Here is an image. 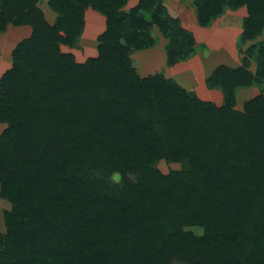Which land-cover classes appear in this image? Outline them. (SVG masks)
<instances>
[{
    "label": "trees",
    "instance_id": "trees-1",
    "mask_svg": "<svg viewBox=\"0 0 264 264\" xmlns=\"http://www.w3.org/2000/svg\"><path fill=\"white\" fill-rule=\"evenodd\" d=\"M39 1L0 0V32L31 27L0 75V264H264V93L234 108L238 88L264 86V39L204 77L217 105L136 70L153 26L168 66L197 49L164 0H47L52 23ZM192 5L199 26L245 6L239 41L264 33V0ZM87 8L105 28L77 61L61 45L80 46Z\"/></svg>",
    "mask_w": 264,
    "mask_h": 264
},
{
    "label": "rangeland",
    "instance_id": "rangeland-1",
    "mask_svg": "<svg viewBox=\"0 0 264 264\" xmlns=\"http://www.w3.org/2000/svg\"><path fill=\"white\" fill-rule=\"evenodd\" d=\"M192 1L193 0H164L169 13H171L172 15H174L175 13V16H177L176 14H178L180 16V19H182L187 24V28L189 30H192L191 32L195 37L197 48L192 56H190L186 60L176 63L178 64V66L176 67L168 66L166 64V56L163 49L164 45L167 42V39L161 36L156 26H153L152 33L154 37H156L157 43L155 46H153L152 50H150V55L148 56V53L142 52L145 51V49H140L133 52L131 57L138 73L141 72V67L143 66L145 70L150 69V71H148L149 74L154 72H161L165 77H170L184 88L191 90L194 93L196 91V93L198 92L201 94L204 89H209L205 86L203 80L204 77L209 73V70L222 63L232 67L240 65V59L243 57L246 48L252 42L259 39H264V33L259 35L255 40L240 42L239 35L241 31H236V28L241 27L239 11H230L227 14H224L222 16V19L218 22L219 24H217L218 26L212 27L211 30H203V28L196 26L197 24L196 20L194 19L195 13ZM39 3L41 8L46 9L47 15L50 13L54 15L53 11L48 8L45 0H40ZM129 6L132 5L127 4V7ZM223 13H225V11ZM86 20V33H84L82 42L80 43V47L73 49V52L76 54V56H78V59H84L86 56L95 53L94 50L96 49V37L102 31L100 28L98 29L95 23L96 17L87 14ZM225 25H227V27L224 31H217V29L215 30V28H219L220 26ZM22 32L23 28L19 29L17 26L11 24L8 28H6L5 32H0V48L4 50V54H2L3 56H5V54H8L7 46L13 41L18 40L17 36H20L19 34H21ZM6 39H9L8 44L1 42ZM205 42L211 45V47H207ZM64 49L69 50L70 48L65 47ZM8 58L10 59V55ZM151 59H154V61L149 63V60ZM152 63H154L155 65H152ZM152 66H154V68H152ZM6 68L7 67H5L4 70H6ZM249 69L251 71L255 70L254 58H250ZM3 71H0V73H2ZM145 74H147V72ZM191 83H193L192 87H190ZM194 86L197 89L194 90ZM260 92L264 93V86L261 87L256 84H252L247 87L238 88L235 93L234 108L241 110L243 107V102L245 100L259 94ZM4 127L5 123L0 122V131ZM156 166L162 172L167 173L170 170L178 169L180 167V164L177 162H168L164 159H160L159 161H157ZM8 207L9 202L5 199L0 198V218L4 209ZM0 229L2 232H5L3 222L0 223ZM185 229L191 230L195 234L202 233V228L198 226L185 227Z\"/></svg>",
    "mask_w": 264,
    "mask_h": 264
},
{
    "label": "crops",
    "instance_id": "crops-1",
    "mask_svg": "<svg viewBox=\"0 0 264 264\" xmlns=\"http://www.w3.org/2000/svg\"><path fill=\"white\" fill-rule=\"evenodd\" d=\"M45 1H47V0H45ZM137 2V0H129L128 1V5H134L135 3ZM40 4V3H39ZM47 4V3H46ZM43 9V8H42ZM43 11H44V14H45V17H46V19H47V21L48 22H50V23H52L53 22V20H54V17H55V13L53 12V14L54 15H52L51 13L50 14H48L47 15V13H46V9H43ZM225 11V13H223L222 15H220V16H218L216 19H214L213 20V22L210 24V25H208V26H199L198 24H197V22H196V26H198V27H200V28H203V30H211V28L212 27H216V26H218L217 24H219L218 22L222 19V16L224 15V14H227L228 12H233V11H239V13H240V19H241V24H242V18L246 15V8H245V6H241V7H239L238 9H236V10H231V9H225L224 10ZM87 14H90V15H93L94 17H96V25H97V27H98V29L100 28L101 30H103L104 28H105V18L102 16V15H100L98 12H95V11H93L91 8H87L86 9V11H85V26H84V30H83V33H82V35H81V40H80V43L82 42V39H83V36H84V33H86V28H87V20H86V16H87ZM174 15H175V13H174ZM177 16H179L178 14H176ZM179 18H180V16H179ZM194 19L196 20V18H195V15H194ZM94 21H95V19H94ZM181 21H182V24H183V26L185 27V28H187V24L181 19ZM10 26V24L8 25V27ZM195 26V27H196ZM241 26V25H240ZM7 27V28H8ZM19 29H22L23 28V32L21 33V34H19L20 36H17L18 37V40H15V41H13L11 44H9L8 46H7V52H8V54H5V56H3L2 54H4V50L2 49V48H0V71H3L4 70V68L5 67H9L10 66V59L8 58L9 57V55H10V52H11V49L13 48V46L20 40V39H22V38H24V37H26V36H28L29 34H30V32H31V27L29 26V25H26V24H23V25H18L17 26ZM226 27H227V25H225V26H220L219 28L217 27V28H215V30L217 29V31H224L225 29H226ZM188 29V28H187ZM241 29H242V27H240V28H236V31L238 32V30H239V32L241 31ZM189 30V29H188ZM190 31H192L191 29H190ZM5 32V31H4ZM236 32V33H237ZM235 33V34H236ZM21 37V38H20ZM8 40L9 39H6V40H3V41H1V42H3V43H5V44H8ZM197 40V39H196ZM198 41V40H197ZM211 41V40H210ZM15 42V43H14ZM206 43V45H207V47H211V45H209L207 42H205ZM69 48V47H67V46H65V45H61V49L62 50H64V51H70V50H72L71 52L74 54V56H75V59L77 60V61H84L88 56H95L96 54H97V51H96V49L94 50V54H91V55H88V56H86L84 59H78V56H76V54L73 52V49L74 48H76V47H73V48H70L69 50H65L64 48ZM80 47V46H79ZM79 47H77V48H79ZM152 48L153 47H151L150 49H148V48H146L145 49V51H142V52H145V53H148V56L150 55V53L149 52H151L150 50H152ZM1 50H2V52H1ZM148 58H150V57H148ZM154 61V59H151V60H149V63L150 62H153ZM178 62H181V61H178ZM178 62H176V63H178ZM174 64V65H172V67H176V66H178V64ZM152 65H155L154 63H152ZM6 68V69H7ZM152 68H154V66H152ZM214 68V67H213ZM212 68V69H213ZM211 69V70H212ZM211 70H209V73L211 72ZM145 71V72H144ZM148 71H150V69H146L145 70V68H143V66L141 67V72H139V74L141 75V76H144V75H147V74H149L148 73ZM147 72V74H145ZM208 73V74H209ZM2 73H0V75H1ZM207 74V75H208ZM203 78V77H202ZM204 80V79H203ZM192 85H193V83H191V85H190V87H192ZM189 87V88H190ZM195 89H197L195 86H194V90ZM195 93H196V91H195ZM196 95L197 96H199V98L200 99H203V100H212L215 104H217V105H220V103H221V101H222V94H221V92L218 90V89H214V88H209V89H204L202 92H201V94L200 93H196ZM1 222H3V215L1 216V218H0V223Z\"/></svg>",
    "mask_w": 264,
    "mask_h": 264
},
{
    "label": "clouds",
    "instance_id": "clouds-1",
    "mask_svg": "<svg viewBox=\"0 0 264 264\" xmlns=\"http://www.w3.org/2000/svg\"><path fill=\"white\" fill-rule=\"evenodd\" d=\"M111 181L114 183H120L122 181V176L119 172H113L110 177Z\"/></svg>",
    "mask_w": 264,
    "mask_h": 264
}]
</instances>
